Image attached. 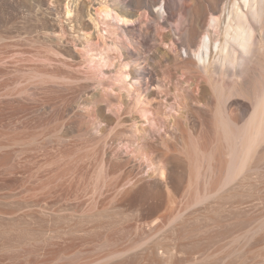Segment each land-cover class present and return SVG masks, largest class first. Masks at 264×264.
I'll return each mask as SVG.
<instances>
[{"label":"rangeland","instance_id":"374dc122","mask_svg":"<svg viewBox=\"0 0 264 264\" xmlns=\"http://www.w3.org/2000/svg\"><path fill=\"white\" fill-rule=\"evenodd\" d=\"M55 1L0 0V264H264V162L222 186L231 81L167 38L190 22L96 1L88 40Z\"/></svg>","mask_w":264,"mask_h":264},{"label":"bare ground","instance_id":"6f19581e","mask_svg":"<svg viewBox=\"0 0 264 264\" xmlns=\"http://www.w3.org/2000/svg\"><path fill=\"white\" fill-rule=\"evenodd\" d=\"M36 1L41 6L47 3V0ZM96 1L101 5L100 10L105 19H109L112 12L117 10L124 22H130V17L136 15L134 9L141 7L149 9L156 18L157 12L153 7L157 5H160L161 17L167 24H175L178 16L183 15L190 22L189 26L184 31L176 29L167 38L176 49L182 47L211 81L215 77L231 81L228 92L222 89L218 93L226 108L220 127L229 148L222 186L230 185L253 160L264 162V83L260 89H256L251 86L249 79L257 68L264 73V0H225L222 6L224 0H211L208 7H201V0L191 4L185 0H59L50 4L48 13L51 18H58L64 11L63 17L70 24L75 23L89 40L91 29L98 26V17L90 7ZM253 37L256 43L252 48ZM125 42L127 46L134 44L133 39L128 37ZM108 52L106 49L98 50L97 54L107 56ZM240 53L247 55V60L243 67L236 68ZM127 54L133 55L134 52L127 50ZM156 57V54L151 56L152 60ZM105 63L100 64L106 66ZM135 83L139 97L143 95L144 88L148 89L151 84L142 73ZM231 100L238 107L234 117L227 107ZM189 112L190 115H197L191 106ZM143 121H139L142 126L148 119Z\"/></svg>","mask_w":264,"mask_h":264}]
</instances>
